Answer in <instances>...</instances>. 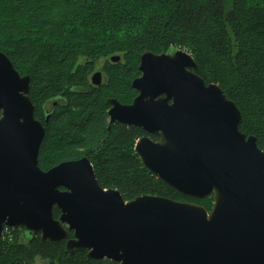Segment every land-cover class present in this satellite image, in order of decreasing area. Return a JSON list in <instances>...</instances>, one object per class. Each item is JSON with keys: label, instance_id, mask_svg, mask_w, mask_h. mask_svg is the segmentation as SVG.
<instances>
[{"label": "water", "instance_id": "95a60500", "mask_svg": "<svg viewBox=\"0 0 264 264\" xmlns=\"http://www.w3.org/2000/svg\"><path fill=\"white\" fill-rule=\"evenodd\" d=\"M198 67L186 50L145 51L132 82L137 96L106 103L110 122L160 136L137 140L143 166L187 198L212 197L210 210L153 194L126 200L102 186L87 156L40 167L46 126L35 115L31 76L0 51V239L22 226L44 241L66 240L68 252L119 264H264V150L240 130L235 101ZM103 79L92 76L97 86Z\"/></svg>", "mask_w": 264, "mask_h": 264}, {"label": "trees", "instance_id": "16d2710c", "mask_svg": "<svg viewBox=\"0 0 264 264\" xmlns=\"http://www.w3.org/2000/svg\"><path fill=\"white\" fill-rule=\"evenodd\" d=\"M31 39V100L38 119L50 113L39 154L43 169L77 159L70 153L87 149L102 186L120 190L126 200L153 194L211 203L212 197L181 195L146 169L135 144L144 134L160 136L110 122V104L102 103L107 92L123 103L122 89L136 96L132 82L141 75L142 54L173 47L191 51L197 73L227 91L242 113L240 130L255 135L264 150V6L259 0H0V40H11L13 47L0 45V51L19 72L18 48ZM113 55L120 61H111ZM98 62L105 64V78L94 86L90 75ZM55 127L61 133L52 134ZM43 156L60 161L45 168ZM54 215H60L57 207ZM17 229L9 227L0 239V264H35L38 258L46 264H119L91 258L88 250L68 252L66 240L44 241L39 233Z\"/></svg>", "mask_w": 264, "mask_h": 264}, {"label": "rangeland", "instance_id": "374dc122", "mask_svg": "<svg viewBox=\"0 0 264 264\" xmlns=\"http://www.w3.org/2000/svg\"><path fill=\"white\" fill-rule=\"evenodd\" d=\"M260 1V3H262V6H264V0H259ZM64 10V9H63ZM30 37V36H29ZM31 38H33V37H31ZM0 45H2V46H5V47H7V48H9L10 46L12 47V42H11V40H7V41H5V42H2L1 40H0ZM4 48V47H3ZM13 48V47H12ZM4 49H6V48H4ZM10 49V48H9ZM20 49V53L22 54V62H18V64H19V67L21 68L20 69V72L22 73V75H27V74H29V72H30V70H29V62L27 63V61H30V57L32 56V52L34 51V45H33V39H31V40H29L26 44L25 43H23V45L21 46V48H18V50ZM186 50L187 52H189L190 54H192L193 55V53L191 52V51H189L188 49H186V48H181V47H173V48H171L170 50H169V52L168 53H171V52H174V51H177V50ZM10 53V52H9ZM25 55V56H24ZM102 63V62H101ZM94 73L95 72H97V71H93ZM92 72V73H93ZM30 75V74H29ZM31 76V75H30ZM211 83H215L214 81L213 82H211ZM209 84V83H208ZM217 84H219V83H217ZM220 85V84H219ZM221 86V85H220ZM30 96H31V93H30ZM120 96L122 97V98H124L123 100H125V103H131L133 100H134V98H135V96L134 95H132V94H129L126 90H124V89H122L121 91H120ZM136 96H137V94H136ZM108 98H111V95H110V93L109 92H107V93H103L102 94V99H103V102L102 103H104V102H106V100L108 99ZM50 106H48V108H49ZM42 115H43V123H44V125L46 126L47 125V123H48V121L46 122V119H47V115L45 116V113H42ZM48 119H49V117H48ZM58 127H55L53 130H51V132H52V134H54V133H61V130L60 129H57ZM50 139V138H49ZM52 140V142H50V144H51V147L52 148H57V144H58V142L56 141V140H54V139H51ZM45 154H46V152H45ZM88 154V150L87 149H76L75 151H73V152H71L70 153V156H72V157H77V158H80V157H84L85 155H87ZM88 157V156H87ZM45 157L43 156V166L45 167V168H48V167H50L51 165H54V164H56L58 161H60V160H58L57 161V159H54L53 157H52V159L53 160H45L44 159ZM176 200H180V199H176ZM203 201V202H202ZM202 201H200V202H198V201H196L197 203H200L201 205H204V206H206L207 208H211V206H212V203H213V198H212V202L210 203V201H205V200H202ZM194 202H195V200H194ZM22 227V226H21ZM13 230H14V233H16L17 231H18V227H11ZM13 230H11V232L13 233ZM8 235V233H9V230L6 232H4V234L3 235H6V234ZM3 235H2V237H3ZM1 237V238H2ZM35 264H46V261L45 260H43V259H41V258H38L37 260H36V262H35Z\"/></svg>", "mask_w": 264, "mask_h": 264}, {"label": "flooded vegetation", "instance_id": "af4514ba", "mask_svg": "<svg viewBox=\"0 0 264 264\" xmlns=\"http://www.w3.org/2000/svg\"><path fill=\"white\" fill-rule=\"evenodd\" d=\"M102 62H104L103 60H101ZM104 66H105V64H102L101 62H98V68L97 69H95V71H101L102 72V75H103V78H105V71H104ZM93 74H94V72L90 75L91 77H90V81H91V85H94V86H97V85H95V84H93V82H92V76H93ZM104 80V79H103ZM102 85V84H101ZM100 86V85H99ZM110 108V107H109ZM108 108V109H109ZM39 109H38V107H37V105H36V113H35V115H36V117H37V114L39 113V111H38ZM43 113H45V111L43 112ZM109 115V114H108ZM38 116H39V114H38ZM38 118V117H37ZM45 118V117H44ZM42 122H43V120L41 119V117L39 118ZM109 121H110V116H109ZM144 135H146V134H144ZM143 136V135H142ZM159 136V135H158ZM85 156H87V155H85ZM83 157V156H82ZM81 158V157H80ZM209 209V208H208ZM211 209V208H210ZM209 209V210H210Z\"/></svg>", "mask_w": 264, "mask_h": 264}, {"label": "built area", "instance_id": "2783aa9c", "mask_svg": "<svg viewBox=\"0 0 264 264\" xmlns=\"http://www.w3.org/2000/svg\"><path fill=\"white\" fill-rule=\"evenodd\" d=\"M8 230H9V227L5 228L4 232H5V231L7 232ZM3 234H4V233H3Z\"/></svg>", "mask_w": 264, "mask_h": 264}]
</instances>
